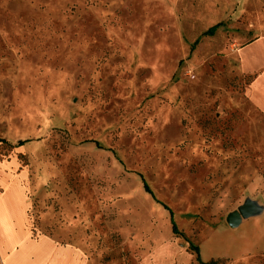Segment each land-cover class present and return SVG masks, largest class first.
I'll list each match as a JSON object with an SVG mask.
<instances>
[{
  "label": "rangeland",
  "instance_id": "374dc122",
  "mask_svg": "<svg viewBox=\"0 0 264 264\" xmlns=\"http://www.w3.org/2000/svg\"><path fill=\"white\" fill-rule=\"evenodd\" d=\"M0 139L19 240L264 264V0H0Z\"/></svg>",
  "mask_w": 264,
  "mask_h": 264
},
{
  "label": "crops",
  "instance_id": "0c3cea01",
  "mask_svg": "<svg viewBox=\"0 0 264 264\" xmlns=\"http://www.w3.org/2000/svg\"><path fill=\"white\" fill-rule=\"evenodd\" d=\"M22 198L25 202L23 209V224H25L26 209L29 202H26L24 197ZM1 217L0 219L3 220ZM11 222L13 219L9 218V223ZM13 228L12 235L4 228L0 229L2 236H4V238L0 237L1 264H85L80 249L74 245L58 243L56 238L51 235H44L38 239L30 238L25 228L24 231L22 230L24 237L19 240L15 237L16 230Z\"/></svg>",
  "mask_w": 264,
  "mask_h": 264
},
{
  "label": "trees",
  "instance_id": "16d2710c",
  "mask_svg": "<svg viewBox=\"0 0 264 264\" xmlns=\"http://www.w3.org/2000/svg\"><path fill=\"white\" fill-rule=\"evenodd\" d=\"M216 26H212L209 31H212L213 29H215ZM192 50V49H191ZM0 141H5L4 139H0ZM25 140H21L18 145L22 144ZM144 187H145V190L149 193H151L152 195L153 194V191L151 190L150 186L148 185V183L146 181H144ZM163 204V206L165 208H167L169 211H170V218H171V223H172V229H173V232L174 233H178L179 232V229H178V226H177V223L176 221L174 220V212L173 210L165 203L161 202ZM191 247L197 252V260L200 262V263H203L201 261V257H200V254H199V246L198 245H195L193 243H191ZM208 264H215V261L212 260L210 261Z\"/></svg>",
  "mask_w": 264,
  "mask_h": 264
},
{
  "label": "water",
  "instance_id": "95a60500",
  "mask_svg": "<svg viewBox=\"0 0 264 264\" xmlns=\"http://www.w3.org/2000/svg\"><path fill=\"white\" fill-rule=\"evenodd\" d=\"M250 212L247 206H241L239 211L229 214L227 217V222L232 227H237L242 222V216H246Z\"/></svg>",
  "mask_w": 264,
  "mask_h": 264
}]
</instances>
